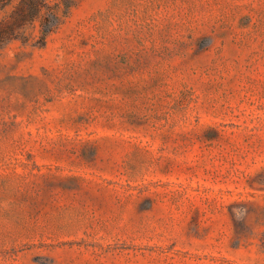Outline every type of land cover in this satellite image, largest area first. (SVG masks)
Instances as JSON below:
<instances>
[{"label":"rangeland","instance_id":"1","mask_svg":"<svg viewBox=\"0 0 264 264\" xmlns=\"http://www.w3.org/2000/svg\"><path fill=\"white\" fill-rule=\"evenodd\" d=\"M73 3L0 47V264H264V0Z\"/></svg>","mask_w":264,"mask_h":264},{"label":"trees","instance_id":"2","mask_svg":"<svg viewBox=\"0 0 264 264\" xmlns=\"http://www.w3.org/2000/svg\"><path fill=\"white\" fill-rule=\"evenodd\" d=\"M73 0H0V47L22 39L27 26L39 23L41 43L66 18Z\"/></svg>","mask_w":264,"mask_h":264}]
</instances>
